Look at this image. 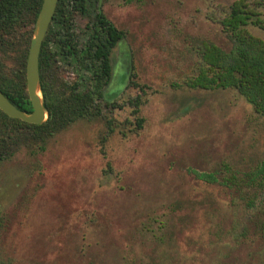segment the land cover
Segmentation results:
<instances>
[{
    "label": "rangeland",
    "instance_id": "rangeland-1",
    "mask_svg": "<svg viewBox=\"0 0 264 264\" xmlns=\"http://www.w3.org/2000/svg\"><path fill=\"white\" fill-rule=\"evenodd\" d=\"M233 1L104 0L107 16L127 33L112 54L107 87L117 106L98 99L99 116L61 131L44 149L23 147L0 161V264L245 263L248 247L234 246L229 231L241 230L250 212L240 198L242 206L232 205L239 194L190 169L255 165L264 157V119L235 89L173 85L192 74L194 40L229 47L218 20ZM88 22L75 13L79 47ZM248 29L264 39V30ZM56 65L68 88L77 62L57 57ZM132 80L146 91L138 114L128 103L141 93ZM108 118L118 125L103 142Z\"/></svg>",
    "mask_w": 264,
    "mask_h": 264
},
{
    "label": "trees",
    "instance_id": "trees-1",
    "mask_svg": "<svg viewBox=\"0 0 264 264\" xmlns=\"http://www.w3.org/2000/svg\"><path fill=\"white\" fill-rule=\"evenodd\" d=\"M42 3L43 0H0V90L26 112L33 110L27 91L26 63ZM103 5L104 0H58L39 55L41 91L49 116L36 124L11 117L0 109V161L11 158L23 147L44 149L61 131L82 119L99 116L98 99L111 108L117 106L109 98L107 87L113 75L112 54L127 33L107 16ZM77 12L90 18L81 47L73 30ZM218 23L229 47L223 48L208 39L194 40L196 61L192 74L182 84L173 85L200 90L235 89L264 119V39L248 29L254 26L264 30V0H235ZM68 56L77 62L78 75L68 88H62L54 74L56 58ZM129 74L136 78L134 67ZM87 82L91 88L86 86ZM131 82L141 91L128 101L133 113L138 114L142 93L146 91L138 81ZM144 120L142 115L136 117V129L143 127ZM117 125L113 118L106 120L103 142ZM190 171L198 179L220 183L239 194L232 205L240 198L243 210L250 213L241 230L231 226L229 238L234 246L247 245L244 264H264V157L246 169L224 162L217 170ZM241 201L237 206H242Z\"/></svg>",
    "mask_w": 264,
    "mask_h": 264
},
{
    "label": "water",
    "instance_id": "water-1",
    "mask_svg": "<svg viewBox=\"0 0 264 264\" xmlns=\"http://www.w3.org/2000/svg\"><path fill=\"white\" fill-rule=\"evenodd\" d=\"M57 2L58 0H43L31 38L26 63V81L27 91L33 110L31 112L21 110L0 90V109L11 117L20 118L31 123L41 124L45 122L49 116L48 110L43 103L41 91L39 55L42 42L53 19Z\"/></svg>",
    "mask_w": 264,
    "mask_h": 264
}]
</instances>
